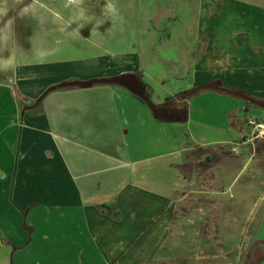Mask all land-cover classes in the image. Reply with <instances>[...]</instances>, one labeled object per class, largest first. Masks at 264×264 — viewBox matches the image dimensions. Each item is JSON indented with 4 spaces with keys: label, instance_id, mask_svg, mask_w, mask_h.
Returning <instances> with one entry per match:
<instances>
[{
    "label": "crops",
    "instance_id": "crops-1",
    "mask_svg": "<svg viewBox=\"0 0 264 264\" xmlns=\"http://www.w3.org/2000/svg\"><path fill=\"white\" fill-rule=\"evenodd\" d=\"M109 2L0 6V57L22 59L0 69V264H264V140L247 123L264 124V107L196 93L174 122L195 114L191 143L118 86L62 87L32 108L51 86L128 73L150 99L141 55L106 54L105 27L123 26ZM195 10L170 97L217 82L264 105V0Z\"/></svg>",
    "mask_w": 264,
    "mask_h": 264
},
{
    "label": "rangeland",
    "instance_id": "rangeland-1",
    "mask_svg": "<svg viewBox=\"0 0 264 264\" xmlns=\"http://www.w3.org/2000/svg\"><path fill=\"white\" fill-rule=\"evenodd\" d=\"M19 0H0L1 7H7ZM69 1V0H58ZM90 6H101V2L110 1L114 6L120 8L116 11V20L123 21V26H115L114 23L108 30L106 48L108 55H121L122 61L126 60V55L133 53L140 54L139 65L145 73L142 75L143 82L150 88V101L153 104H162L171 95L179 92V87L183 86L185 80L180 69L181 46H188L191 42L182 41L179 35L184 33L189 35L188 27L195 15V7L199 0H87ZM45 2V1H44ZM109 2V3H110ZM46 3H48L46 1ZM112 13H115L113 11ZM112 17V16H111ZM30 21V19H28ZM114 21V19H113ZM19 23V22H18ZM30 29L39 28L33 20L29 24ZM121 30V31H120ZM155 33L156 42H150L149 33ZM158 40V41H157ZM181 49V51H180ZM20 60L19 58L4 59L0 57V69L13 67ZM32 60V59H29ZM120 59L118 58L117 61ZM10 65V66H9ZM8 69V68H7ZM130 74V73H128ZM132 74V73H131ZM6 78L9 76L4 75ZM138 76L139 73H138ZM0 79L3 78L0 76ZM151 114V112H150ZM155 120L154 116L151 114ZM197 117L193 115L190 124L167 123L166 125L171 136L168 140L176 139L178 142L191 143L192 136L200 133V126L197 124ZM202 152L195 150L191 153L192 158L200 156ZM195 159H192V161ZM191 166V162L190 165ZM188 169V168H187ZM186 172H189L186 171ZM177 251L172 256L177 255ZM217 262V261H216ZM213 261H175L170 264H216Z\"/></svg>",
    "mask_w": 264,
    "mask_h": 264
},
{
    "label": "water",
    "instance_id": "water-1",
    "mask_svg": "<svg viewBox=\"0 0 264 264\" xmlns=\"http://www.w3.org/2000/svg\"><path fill=\"white\" fill-rule=\"evenodd\" d=\"M95 85H113V86H118L121 88H124L128 90L132 95H134L137 98H140L142 100H145L144 96V91L141 90V82L139 78L135 74H122L119 76H114V77H109V78H104V79H96V80H89L85 82H78V81H73V82H64L61 84V87H75V88H82V89H88L92 88ZM204 90H216V91H221L227 95H230L232 97L242 99L246 102L264 107L262 103L259 101H256L253 98H250L246 96L244 93L239 92V91H234V90H229V89H224L219 87L217 84H204L197 86L190 91L187 92L186 96L191 97L196 93H199Z\"/></svg>",
    "mask_w": 264,
    "mask_h": 264
},
{
    "label": "trees",
    "instance_id": "trees-1",
    "mask_svg": "<svg viewBox=\"0 0 264 264\" xmlns=\"http://www.w3.org/2000/svg\"><path fill=\"white\" fill-rule=\"evenodd\" d=\"M218 86L221 84L215 82ZM143 89L146 88V85L141 83ZM61 85L51 86L45 90L41 96L35 100L32 105V108L40 106L42 100L51 92L61 89ZM187 92L178 93L172 97H168L164 100L162 104H153L149 99V94L146 93L145 100L137 98L140 102L146 104L149 108L151 114L154 116L155 120L160 123H174V122H183L186 120V115L188 112V101L196 94L191 97L186 96ZM135 97V96H134ZM27 109V107H26Z\"/></svg>",
    "mask_w": 264,
    "mask_h": 264
},
{
    "label": "built area",
    "instance_id": "built-area-1",
    "mask_svg": "<svg viewBox=\"0 0 264 264\" xmlns=\"http://www.w3.org/2000/svg\"><path fill=\"white\" fill-rule=\"evenodd\" d=\"M247 123L253 128V132L248 141L254 142L258 140H264V124L258 122L256 119H248Z\"/></svg>",
    "mask_w": 264,
    "mask_h": 264
},
{
    "label": "flooded vegetation",
    "instance_id": "flooded-vegetation-1",
    "mask_svg": "<svg viewBox=\"0 0 264 264\" xmlns=\"http://www.w3.org/2000/svg\"><path fill=\"white\" fill-rule=\"evenodd\" d=\"M141 90L144 91V96H145V95H146V91H145V89L141 88Z\"/></svg>",
    "mask_w": 264,
    "mask_h": 264
}]
</instances>
